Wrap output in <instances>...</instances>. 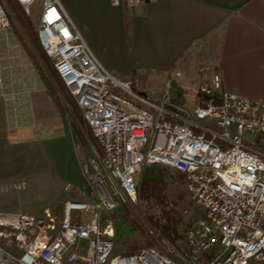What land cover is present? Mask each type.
Segmentation results:
<instances>
[{"label":"built area","instance_id":"2783aa9c","mask_svg":"<svg viewBox=\"0 0 264 264\" xmlns=\"http://www.w3.org/2000/svg\"><path fill=\"white\" fill-rule=\"evenodd\" d=\"M18 2L29 15L37 0ZM9 26L0 0V29ZM37 33L103 148L108 180L97 176V200H66L60 220L0 211V264H264V105L225 90L211 67L198 91L212 99L192 109L168 92L149 99L100 61L61 0H43ZM148 164L182 172L202 214L183 247L118 251L113 212L137 201Z\"/></svg>","mask_w":264,"mask_h":264},{"label":"rangeland","instance_id":"374dc122","mask_svg":"<svg viewBox=\"0 0 264 264\" xmlns=\"http://www.w3.org/2000/svg\"><path fill=\"white\" fill-rule=\"evenodd\" d=\"M42 2L37 0L31 14H27L36 30ZM4 3L10 26L0 29V211L37 214L48 211L60 220L66 200H97L100 191L97 176L107 182L108 173L101 164L85 119L81 120L70 106L9 0ZM12 20L50 83L40 73ZM113 57L118 67L112 72L132 85L135 82L137 91L149 99L160 101L168 92L175 101L190 109L196 105L191 86L138 67L120 72L125 64L122 58ZM155 166L156 172L152 170ZM150 178L166 182L163 203L154 204V200L148 202L140 197L142 186ZM138 189L139 197L134 204L120 205L113 212L116 249L160 247L165 241L183 247L188 227L202 214L190 200L184 178L169 166L148 164L140 176ZM163 210L169 212L170 218ZM79 214L84 212H74L75 216ZM154 222L160 226L169 222L176 237L162 232Z\"/></svg>","mask_w":264,"mask_h":264},{"label":"crops","instance_id":"0c3cea01","mask_svg":"<svg viewBox=\"0 0 264 264\" xmlns=\"http://www.w3.org/2000/svg\"><path fill=\"white\" fill-rule=\"evenodd\" d=\"M61 2L109 70L118 67L115 55L120 72L138 67L191 86L197 104L199 83L212 73L203 68L211 67L225 90L264 105V0Z\"/></svg>","mask_w":264,"mask_h":264},{"label":"trees","instance_id":"16d2710c","mask_svg":"<svg viewBox=\"0 0 264 264\" xmlns=\"http://www.w3.org/2000/svg\"><path fill=\"white\" fill-rule=\"evenodd\" d=\"M9 2L11 3V5L13 6L20 22L22 23V25L24 26V28L27 30V32L29 33L30 37L32 38L33 42L35 43V46L38 50V52L41 55V58L43 60V62L46 64V66L48 67V70L50 71V73L52 74L53 78L56 80L58 86L60 87L62 93L64 94L65 98L68 100L70 106L74 109L76 115L81 118V120L84 121V116H83V112L81 110V108L79 107V105L77 104V101L75 100L74 96L72 95L71 91L69 90V88L66 86V84L64 83V81L62 80V78L60 77L59 73L57 72L54 62L52 61V59L50 57L47 56V54L45 53L41 42L39 40L38 37V33L36 28L33 25L32 20L30 19V17L25 13L23 7L21 6V4L18 2V0H9ZM129 21L127 20V26L129 27ZM12 24H14V27L16 29L17 34L19 35V37L21 38L24 46L26 47L27 51L29 52V54L35 59V62L37 64V67L39 68L40 73L44 76V78L48 81V83H50V80L47 77V74L44 71V68L42 67V65L37 61V59L35 58L34 55V51L32 50V48L30 47V45L27 43V41L25 40L24 36L22 33H20L17 25L14 23V21L12 20ZM133 88L135 90H137V87L135 85V82H133ZM198 97H199V101L203 102L205 100L208 99H212V96H206L203 95L202 93H200L198 91ZM90 137L98 151V154L100 155V157H103V148L101 147V145L99 144L97 138L94 136L93 132L90 130ZM154 172H156L157 170L154 168L153 170ZM177 172L180 174V177L184 178V174L180 171L177 170ZM167 187L166 182H160L155 178H150L143 186H142V190L140 191V197H145L146 200L148 202L153 201V203H163L164 201V191ZM164 215L167 218H170L169 212L167 210H163ZM127 215L129 217H131V215L129 214V212L127 213ZM150 217H153V215L151 216L150 214H148ZM151 219V218H150ZM155 225H158V228H160V230L164 233H172L173 237H176V233L173 231V228L171 226V224L168 222L166 224H163L162 226H160L159 224L155 223ZM135 250H131V251H127V252H134Z\"/></svg>","mask_w":264,"mask_h":264},{"label":"water","instance_id":"95a60500","mask_svg":"<svg viewBox=\"0 0 264 264\" xmlns=\"http://www.w3.org/2000/svg\"><path fill=\"white\" fill-rule=\"evenodd\" d=\"M146 1H149V0H146Z\"/></svg>","mask_w":264,"mask_h":264}]
</instances>
